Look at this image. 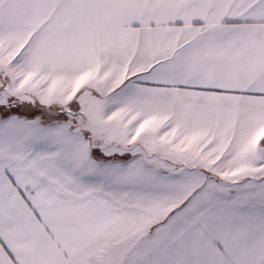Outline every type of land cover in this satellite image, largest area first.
<instances>
[{
	"label": "snow or ice",
	"instance_id": "snow-or-ice-1",
	"mask_svg": "<svg viewBox=\"0 0 264 264\" xmlns=\"http://www.w3.org/2000/svg\"><path fill=\"white\" fill-rule=\"evenodd\" d=\"M0 264H264V0H0Z\"/></svg>",
	"mask_w": 264,
	"mask_h": 264
}]
</instances>
